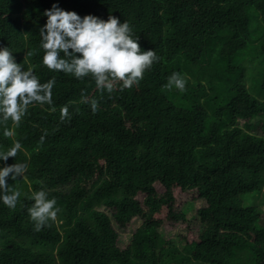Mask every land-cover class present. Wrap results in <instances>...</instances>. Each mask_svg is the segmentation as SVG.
Instances as JSON below:
<instances>
[{
    "label": "trees",
    "instance_id": "obj_1",
    "mask_svg": "<svg viewBox=\"0 0 264 264\" xmlns=\"http://www.w3.org/2000/svg\"><path fill=\"white\" fill-rule=\"evenodd\" d=\"M53 4L129 22L159 61L111 95L49 71L39 30ZM0 47L42 83L56 79L52 105L0 123V150L22 144L7 164H27L7 180L22 192L16 207L0 203V264H264V0H0ZM174 72L185 91L165 86ZM40 189L60 212L36 232L28 197ZM176 193L204 203L197 241L181 246L163 238L158 217L185 221ZM130 224L120 248L116 229Z\"/></svg>",
    "mask_w": 264,
    "mask_h": 264
},
{
    "label": "clouds",
    "instance_id": "obj_2",
    "mask_svg": "<svg viewBox=\"0 0 264 264\" xmlns=\"http://www.w3.org/2000/svg\"><path fill=\"white\" fill-rule=\"evenodd\" d=\"M43 15L46 23L39 30V48L42 50L41 64L49 71L71 75L77 80L91 78L102 94L124 91L139 85L144 73L159 61L155 50L143 51L138 37H134L129 22L109 15L105 21L93 15L81 18L73 11H65L58 4ZM29 52L27 55H31ZM55 77L41 82L34 71L25 69L15 61L9 47H0V123L12 121L19 126L30 106L52 105V90ZM168 89L186 90V80L179 72L172 73L165 85ZM83 96V93H82ZM91 111L95 114L99 100L92 99ZM69 116L67 106L61 109V119ZM11 133L5 132V135ZM44 137H41L43 143ZM22 149L16 141L7 150H0V203L14 209L22 192L9 187L7 180L24 177L27 164H7ZM32 204L27 209L34 231L50 226L60 212L56 199L40 189L28 197Z\"/></svg>",
    "mask_w": 264,
    "mask_h": 264
},
{
    "label": "rangeland",
    "instance_id": "obj_3",
    "mask_svg": "<svg viewBox=\"0 0 264 264\" xmlns=\"http://www.w3.org/2000/svg\"><path fill=\"white\" fill-rule=\"evenodd\" d=\"M100 169L106 167L104 164L99 165ZM109 180L108 175H104ZM110 181V180H109ZM160 192V190H159ZM178 193V192H177ZM175 194L177 196L175 204H174V212L175 213H184L185 215V221L184 222H177V221H171L166 219V212L163 210L162 213L158 216L160 219H164V222L160 228V233L165 239L172 240L177 245L181 246L186 243L195 242L198 239L199 229H200V222L196 218V210L199 206L204 205L202 202H197L192 198V195H185L181 194L179 196L178 194ZM141 199V197L139 198ZM87 198L85 201L82 202V205L85 208H88L92 205L91 200ZM93 207H98L97 204L94 202ZM264 217V204L259 206ZM100 211H105L104 208L98 207ZM138 226V224H137ZM207 228H213V224H208L205 226ZM135 224H130L126 229L119 230V240H118V246L120 248H124L128 245V243L131 240L132 233L134 231ZM208 229V230H209ZM203 230H201L202 232Z\"/></svg>",
    "mask_w": 264,
    "mask_h": 264
}]
</instances>
